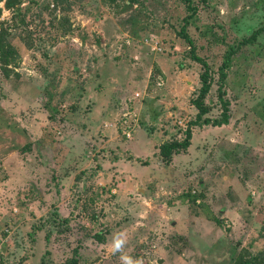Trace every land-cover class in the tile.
Segmentation results:
<instances>
[{
    "label": "rangeland",
    "instance_id": "374dc122",
    "mask_svg": "<svg viewBox=\"0 0 264 264\" xmlns=\"http://www.w3.org/2000/svg\"><path fill=\"white\" fill-rule=\"evenodd\" d=\"M15 2L0 0L15 52L0 54V264H121L118 232L143 264L264 261V0H192L206 116L230 56L229 122L193 126L170 162L159 147L183 139L202 72L184 1Z\"/></svg>",
    "mask_w": 264,
    "mask_h": 264
},
{
    "label": "trees",
    "instance_id": "16d2710c",
    "mask_svg": "<svg viewBox=\"0 0 264 264\" xmlns=\"http://www.w3.org/2000/svg\"><path fill=\"white\" fill-rule=\"evenodd\" d=\"M17 0H7L8 7H12ZM114 1V0H112ZM134 1V0H130ZM187 9L188 14L183 19V26L181 28L180 34L181 37L189 44L190 46V56L193 60L198 62L202 66V72L199 75L200 79V87L198 89L197 96L191 100L192 105L197 109L195 118L189 121L186 130L184 131V137L182 140H167L162 142L159 147V155L164 162H170L172 156L176 153H179L182 150H186L190 146V141L192 138V127L193 126H202V125H212V126H221L223 124H228L229 122V102L224 99V83L227 78L226 68L229 65L230 56L226 57V59L222 62L221 66L219 67V85H218V100L222 107L221 114L218 118L211 119L206 116L210 111V107L205 104L204 99L208 95L211 86H212V73L210 66L208 63L198 56L195 51V45L193 44L192 39L186 33L187 26L189 25L190 19L196 13V7L193 5L192 0H183ZM1 13V9H0ZM257 32H254L247 40H250L254 37ZM3 33L0 32V54L2 59L4 57H11L13 55V47L3 39ZM249 41H247L248 43ZM15 53V52H14ZM258 260V258L254 257L249 261H244L241 264H252L254 261ZM239 263V262H238ZM259 263V262H258ZM260 264H264V261H261Z\"/></svg>",
    "mask_w": 264,
    "mask_h": 264
},
{
    "label": "clouds",
    "instance_id": "9594fccd",
    "mask_svg": "<svg viewBox=\"0 0 264 264\" xmlns=\"http://www.w3.org/2000/svg\"><path fill=\"white\" fill-rule=\"evenodd\" d=\"M128 246V237L124 232H118L113 235L110 251L113 255L119 253V259L121 264H143V260L133 257L126 253L124 249Z\"/></svg>",
    "mask_w": 264,
    "mask_h": 264
},
{
    "label": "built area",
    "instance_id": "2783aa9c",
    "mask_svg": "<svg viewBox=\"0 0 264 264\" xmlns=\"http://www.w3.org/2000/svg\"><path fill=\"white\" fill-rule=\"evenodd\" d=\"M126 127V130L124 131V135L127 137V138H130V136H131V131H132V128L129 126V125H127V126H125ZM0 239H1V236H0Z\"/></svg>",
    "mask_w": 264,
    "mask_h": 264
}]
</instances>
